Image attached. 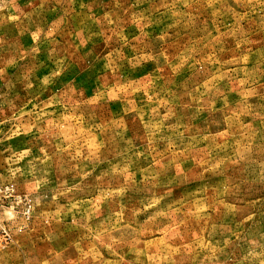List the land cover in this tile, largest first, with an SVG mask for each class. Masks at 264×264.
Here are the masks:
<instances>
[{"label":"rangeland","instance_id":"374dc122","mask_svg":"<svg viewBox=\"0 0 264 264\" xmlns=\"http://www.w3.org/2000/svg\"><path fill=\"white\" fill-rule=\"evenodd\" d=\"M0 264H264V0H0Z\"/></svg>","mask_w":264,"mask_h":264},{"label":"built area","instance_id":"2783aa9c","mask_svg":"<svg viewBox=\"0 0 264 264\" xmlns=\"http://www.w3.org/2000/svg\"><path fill=\"white\" fill-rule=\"evenodd\" d=\"M1 228H2V227H0V231H1Z\"/></svg>","mask_w":264,"mask_h":264}]
</instances>
